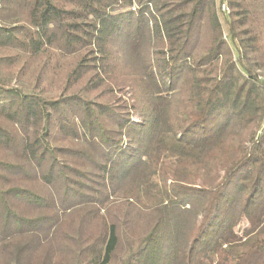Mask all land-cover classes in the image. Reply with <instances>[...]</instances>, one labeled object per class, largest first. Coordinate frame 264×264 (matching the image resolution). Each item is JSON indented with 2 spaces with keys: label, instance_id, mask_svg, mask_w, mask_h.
<instances>
[{
  "label": "trees",
  "instance_id": "16d2710c",
  "mask_svg": "<svg viewBox=\"0 0 264 264\" xmlns=\"http://www.w3.org/2000/svg\"><path fill=\"white\" fill-rule=\"evenodd\" d=\"M0 264H264V0H0Z\"/></svg>",
  "mask_w": 264,
  "mask_h": 264
},
{
  "label": "rangeland",
  "instance_id": "374dc122",
  "mask_svg": "<svg viewBox=\"0 0 264 264\" xmlns=\"http://www.w3.org/2000/svg\"><path fill=\"white\" fill-rule=\"evenodd\" d=\"M247 227H249V224H248V222H246V221H242L241 223H240V225L238 226V228L236 229V231H237V233L239 234V235H241L242 234V229H244V228H247Z\"/></svg>",
  "mask_w": 264,
  "mask_h": 264
},
{
  "label": "built area",
  "instance_id": "2783aa9c",
  "mask_svg": "<svg viewBox=\"0 0 264 264\" xmlns=\"http://www.w3.org/2000/svg\"><path fill=\"white\" fill-rule=\"evenodd\" d=\"M222 10H224V11H228V9L226 8L225 5H222Z\"/></svg>",
  "mask_w": 264,
  "mask_h": 264
}]
</instances>
